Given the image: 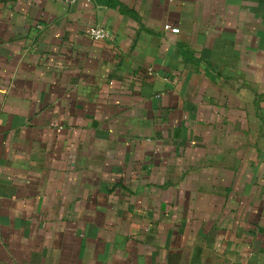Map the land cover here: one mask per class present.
<instances>
[{"label": "crops", "instance_id": "0c3cea01", "mask_svg": "<svg viewBox=\"0 0 264 264\" xmlns=\"http://www.w3.org/2000/svg\"><path fill=\"white\" fill-rule=\"evenodd\" d=\"M0 264H264V0H0Z\"/></svg>", "mask_w": 264, "mask_h": 264}, {"label": "built area", "instance_id": "2783aa9c", "mask_svg": "<svg viewBox=\"0 0 264 264\" xmlns=\"http://www.w3.org/2000/svg\"><path fill=\"white\" fill-rule=\"evenodd\" d=\"M66 3H74L77 0H63ZM164 30L171 31L173 33H179V27H174L169 23L164 25ZM90 36L95 40H104L109 37V32L103 27H93L89 31Z\"/></svg>", "mask_w": 264, "mask_h": 264}]
</instances>
